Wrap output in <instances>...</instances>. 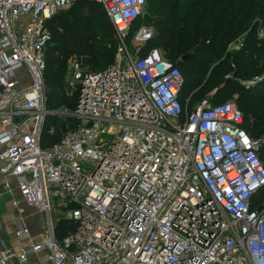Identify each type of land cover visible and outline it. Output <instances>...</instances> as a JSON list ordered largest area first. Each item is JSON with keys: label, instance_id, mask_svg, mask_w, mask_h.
Segmentation results:
<instances>
[{"label": "built area", "instance_id": "obj_1", "mask_svg": "<svg viewBox=\"0 0 264 264\" xmlns=\"http://www.w3.org/2000/svg\"><path fill=\"white\" fill-rule=\"evenodd\" d=\"M97 1L118 40L113 60L92 70L68 56L63 80L78 95L72 110L58 111L76 124L42 148L53 113L45 21L73 0H0V175L15 181L3 190L13 205L17 195L43 214L42 237L27 241L18 223L23 244L0 247V264L42 251L50 264H264V135L243 129L232 98L188 107L178 67L157 47L143 51L150 25L134 29L128 50L145 0ZM60 217L76 228L57 240Z\"/></svg>", "mask_w": 264, "mask_h": 264}, {"label": "trees", "instance_id": "obj_2", "mask_svg": "<svg viewBox=\"0 0 264 264\" xmlns=\"http://www.w3.org/2000/svg\"><path fill=\"white\" fill-rule=\"evenodd\" d=\"M144 5L147 9L133 20L125 39L139 25L153 28L143 51L157 47L178 67L180 99L189 95L190 107L203 97L209 102L234 98L243 129L250 136L264 135V33L255 28V15L260 17V28L264 22V0H145ZM45 25L49 39L43 47L42 73L45 104L53 113L40 132L42 148L58 142L76 124L73 116L57 113L65 109L63 105L72 110L78 95L77 90L68 95L65 88L68 56H82L92 70L103 68L112 62L118 41L97 0H73L55 10ZM237 36L236 46L228 47ZM259 158L264 168V146ZM75 228L73 220L60 217L53 235L60 240Z\"/></svg>", "mask_w": 264, "mask_h": 264}, {"label": "crops", "instance_id": "obj_3", "mask_svg": "<svg viewBox=\"0 0 264 264\" xmlns=\"http://www.w3.org/2000/svg\"><path fill=\"white\" fill-rule=\"evenodd\" d=\"M4 185H8L14 189L15 181L13 177L0 175V238L5 246L19 249L23 243L14 236L17 224L22 222L26 225L28 229L27 241H37L43 234L40 228L43 222V214L36 208L24 204L17 195L13 196L15 203L13 205L11 200H7V195L3 190ZM35 216L38 217V220L31 223L32 218ZM43 262L50 264L44 251L29 255L27 260L21 264H43Z\"/></svg>", "mask_w": 264, "mask_h": 264}, {"label": "rangeland", "instance_id": "obj_4", "mask_svg": "<svg viewBox=\"0 0 264 264\" xmlns=\"http://www.w3.org/2000/svg\"><path fill=\"white\" fill-rule=\"evenodd\" d=\"M147 9V6L146 5H143V8H142V11L143 12H145V10ZM264 16V15H263ZM258 18H260L259 16H257V15H255V20H257V25H256V31L259 33V34H263L264 33V30L262 31V29H264V22H263V25L261 26V28L259 27V24H260V21H259V19ZM264 20V19H263ZM152 25V24H151ZM152 30H153V28H152ZM235 41L234 42H232L231 41V44H232V48H234V46H236V44L238 43V41H239V38H238V36L234 39ZM127 42H128V39L126 40ZM126 46H127V48H128V50H131L132 49V47H133V45H132V43H130V42H128L127 44H126ZM232 48H230V49H232ZM264 73V69H263V72H262V74ZM17 74H18V76H19V78H21L24 82H28V80H29V78L26 76L27 75V72H26V69H25V67H23V66H20L18 69H17ZM65 83V82H64ZM65 88L67 89V91H68V95H72V96H74V90L72 89V88H70V87H68V85L65 83ZM45 92V91H44ZM233 100H234V98H232ZM235 101V100H234ZM70 107L71 106H68V105H63V107L62 108H65V109H67V112H68V110L70 109ZM51 202H52V204L53 205H55V203H56V200L55 199H51ZM59 209H61L60 207H58V210ZM52 214H53V217H55L56 216V214H57V212L55 211V209H53V211H52ZM38 220V217H33L32 218V222L31 223H33L34 221H37ZM42 224H43V222H42ZM41 224V225H42ZM30 226V225H29ZM43 264H45V262H43Z\"/></svg>", "mask_w": 264, "mask_h": 264}, {"label": "water", "instance_id": "obj_5", "mask_svg": "<svg viewBox=\"0 0 264 264\" xmlns=\"http://www.w3.org/2000/svg\"><path fill=\"white\" fill-rule=\"evenodd\" d=\"M55 113V112H54ZM57 113H60V114H65V115H68L69 113H66V112H57ZM0 247L1 248H5V245L3 244V241L2 239L0 238Z\"/></svg>", "mask_w": 264, "mask_h": 264}]
</instances>
